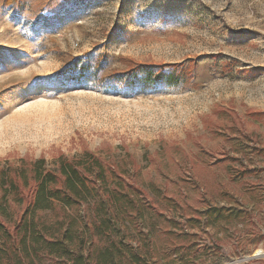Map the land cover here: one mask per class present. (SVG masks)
Segmentation results:
<instances>
[{"label":"rangeland","instance_id":"obj_1","mask_svg":"<svg viewBox=\"0 0 264 264\" xmlns=\"http://www.w3.org/2000/svg\"><path fill=\"white\" fill-rule=\"evenodd\" d=\"M86 148L157 205L145 264H264V0H0V167Z\"/></svg>","mask_w":264,"mask_h":264},{"label":"trees","instance_id":"obj_2","mask_svg":"<svg viewBox=\"0 0 264 264\" xmlns=\"http://www.w3.org/2000/svg\"><path fill=\"white\" fill-rule=\"evenodd\" d=\"M184 74L178 64H139L113 78L171 85ZM124 170L87 148L2 165L0 264H145L157 205Z\"/></svg>","mask_w":264,"mask_h":264},{"label":"water","instance_id":"obj_3","mask_svg":"<svg viewBox=\"0 0 264 264\" xmlns=\"http://www.w3.org/2000/svg\"><path fill=\"white\" fill-rule=\"evenodd\" d=\"M259 254L255 255V256H258ZM255 256L251 257V258H254Z\"/></svg>","mask_w":264,"mask_h":264}]
</instances>
